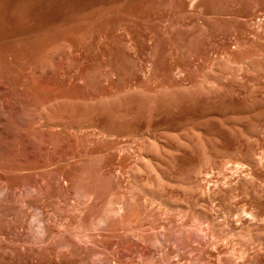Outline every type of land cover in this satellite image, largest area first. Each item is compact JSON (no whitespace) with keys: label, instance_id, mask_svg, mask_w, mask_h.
Instances as JSON below:
<instances>
[{"label":"rangeland","instance_id":"374dc122","mask_svg":"<svg viewBox=\"0 0 264 264\" xmlns=\"http://www.w3.org/2000/svg\"><path fill=\"white\" fill-rule=\"evenodd\" d=\"M261 157L264 0H0V264H217Z\"/></svg>","mask_w":264,"mask_h":264},{"label":"bare ground","instance_id":"6f19581e","mask_svg":"<svg viewBox=\"0 0 264 264\" xmlns=\"http://www.w3.org/2000/svg\"><path fill=\"white\" fill-rule=\"evenodd\" d=\"M239 70H248L244 62H232ZM264 166V157L253 161ZM155 167V165H154ZM203 220L212 225L217 241L225 242L229 252L223 256L217 253V264H264V201H250L228 208L221 220L203 211Z\"/></svg>","mask_w":264,"mask_h":264}]
</instances>
